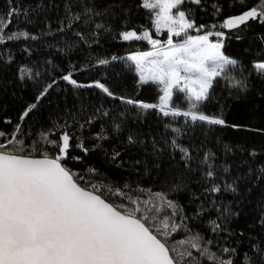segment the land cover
Wrapping results in <instances>:
<instances>
[{
	"label": "snow or ice",
	"instance_id": "1",
	"mask_svg": "<svg viewBox=\"0 0 264 264\" xmlns=\"http://www.w3.org/2000/svg\"><path fill=\"white\" fill-rule=\"evenodd\" d=\"M238 3L243 9L238 13L217 23H198L196 12L207 10L205 0H140L133 5L123 0H37L34 5L6 0L0 11V59L6 68L15 63L18 78L25 87L31 80L35 91L33 102L22 108L15 122L4 117L11 130L0 129V264H264V236L254 237L250 231L259 227L264 232V211L255 223L234 224L242 215L238 205L253 190L261 192L264 208V160H257L264 148L230 144L217 133L222 126L264 135V126L229 121L230 105L222 104L224 97L216 91L222 85L233 101L255 95L264 102V59L252 60L249 69L225 51L230 38L244 39L238 34L241 26L264 24V0ZM133 7L150 12L151 27L138 31L128 26L121 13L130 14ZM211 7L212 15L219 16L224 5L213 0ZM53 11L55 26L48 15ZM41 14L43 19H38ZM116 17L123 24L114 27ZM218 28L237 34L230 37ZM106 35L151 45L123 57L97 56L95 65L124 61L138 74V85L158 86V102L121 94L101 79L75 78L74 73L94 65L83 61L77 66L73 54L84 45L100 44ZM49 36L56 37L54 43L46 39ZM259 39L264 42V34ZM9 42L19 43L29 61L16 60ZM37 42L62 54L68 65L62 76L46 78L47 69L38 59L31 60ZM48 64L59 67L52 59L45 61ZM60 80L78 90L99 89L125 107L112 113L101 108L88 112L82 106L63 123L42 128L40 139L29 142L25 121L38 113L40 102ZM148 110H156L163 130L129 124ZM258 111L264 113L261 104L252 115ZM104 117L109 118L111 133L102 125L93 133L95 142L86 145L85 127ZM113 133H125L123 151L141 146L145 156L134 163L145 174L155 172L163 187L85 181L71 163L82 156L73 151L103 148L101 142ZM108 155L115 161L121 151L114 147ZM193 182L200 191L191 187ZM183 192L190 194L189 203L199 201L191 214L176 198ZM226 194L232 199H225ZM193 220L208 227H191ZM245 240L249 247L241 259L238 249Z\"/></svg>",
	"mask_w": 264,
	"mask_h": 264
},
{
	"label": "trees",
	"instance_id": "2",
	"mask_svg": "<svg viewBox=\"0 0 264 264\" xmlns=\"http://www.w3.org/2000/svg\"><path fill=\"white\" fill-rule=\"evenodd\" d=\"M6 0H0V11L5 9ZM37 0H19V3L27 5L29 3L35 4ZM59 2V0H57ZM140 0H123L125 5L138 4ZM224 5L223 11L219 16L212 15L213 9L211 4L213 0H205L207 10H197L196 18L198 23H217L228 14H236L243 10L236 0H219ZM256 0H247V4L251 5ZM232 5V6H230ZM43 15L38 19H43ZM49 17L53 20V26H55V20L57 13L50 12ZM127 16L128 26L135 27L137 30H141V26L151 27L150 12L144 8H132L130 14L121 13V16ZM15 23V18H13ZM123 24L121 17L114 19V27ZM43 27V25H40ZM9 27H12L10 25ZM31 27V26H30ZM31 30H35L31 27ZM217 30H224L229 33L230 37H234L235 30H229L226 28H218ZM154 35H158L155 32ZM239 35L243 36V40H236L230 38L225 47V51L228 55L238 58L248 68H251V61L255 59H264V42H261L259 36L264 34V24L258 22H251L248 27L241 26ZM163 38V37H159ZM49 42L54 43L56 37L49 36L46 38ZM12 54L18 61L28 62L29 57L26 53L20 50L19 43L9 42ZM151 45L147 41H123L120 39H113L111 35H106L100 44L84 45L83 50L74 53L73 59L77 62V66L83 61H90L94 67L88 70H81L74 73L76 79L87 82L91 79H101L107 83L117 92L140 99H144L150 102H158V96L160 90L153 82H149L148 85H138V75L134 71L129 70L127 64L124 61H113L109 65H95V58L97 56L101 58H107L113 54L118 56H126L128 51L147 50ZM37 51H34L31 56V60H39V64L42 68H46L44 73L46 78H57L64 74V71L68 70L67 61L64 59L55 48H49L46 43L37 42ZM3 49L0 48V51ZM6 54V53H5ZM47 59H52L59 67H53V65H45ZM63 69V71H62ZM17 73V65L15 63L4 67V61L0 59V129L10 131L12 125L4 122L5 116H11L13 121L17 120V117L28 103L33 102L34 87L31 80L27 81L28 87L24 86V81H21ZM255 79V77H253ZM218 94L222 97L221 103L230 105L228 108L226 118L231 122H251L254 127L264 126V113L257 112L255 116L252 115V110L256 104H261V108L264 109V102H261L255 95L248 97L247 99L233 101L231 97H227V90L222 85H218L216 88ZM178 97H182V94H178ZM226 98V99H225ZM176 99V98H174ZM177 102H179L177 100ZM90 112L94 108L108 109L112 113H116L119 110H123L125 105L118 99L108 97L101 90L96 88H81L76 89L67 81H58V86H54L50 90V95L40 102V108L38 113L32 116L31 119H26L25 124L29 132V142L33 140H39V133L42 128L51 127L54 122L59 121L63 123L66 116H71L77 113L81 107ZM130 111H135L132 106H127ZM31 115V114H30ZM86 118V117H85ZM129 124L136 128L137 126L148 128L149 125L153 129L163 130V122L156 114V110H148L147 114H143L140 120H136L134 117L129 121ZM104 126L111 133V126L109 124V118L104 117L102 119L95 120L92 125L86 126L83 132L86 145L94 143L93 133L99 132L101 126ZM217 133L222 139L230 144H239L241 146H250L256 148H264V135L257 132L246 131L242 129L225 128L217 126ZM125 139V133L119 135L112 134L109 139L102 141L103 148H96L90 150L88 153H84L81 149L76 148L73 151V155L82 156L81 160H73L72 166L85 178V181L96 182L97 180L103 181L105 184L112 182L116 185L123 184L125 182L132 184L135 188L137 182H139L144 188L151 187L153 190H157L164 185L157 178V174H145L144 168L141 165L135 164V160H141L144 158L145 153L141 146L136 148H128L127 151H123V145L121 141ZM75 143V137L74 141ZM187 143V141H185ZM116 148L121 151V157L115 161L112 160L108 153L112 148ZM257 160H264V154L257 157ZM97 169L98 171L93 173L91 169ZM139 168V172L137 171ZM165 174L161 173L160 176ZM167 179H171L168 176ZM191 187L196 191H200L199 186L196 183H192ZM179 201L185 205V211L191 214L196 211V205L199 201L189 203L190 194L188 192L181 193L178 197ZM225 199H232L231 194H226ZM236 206V205H234ZM238 208L242 211L241 217L234 222L235 223H255L264 208L261 207V192L256 189L251 193L246 194V198L238 205ZM216 215L213 209L210 216ZM194 228H199L204 231L208 226L201 225L199 222L193 220L190 225ZM253 236H264V232L259 227L250 229ZM210 234V233H209ZM176 239L182 238L180 235L175 236ZM251 242H255L253 239ZM249 247V241L245 240L238 251L242 254L247 251Z\"/></svg>",
	"mask_w": 264,
	"mask_h": 264
},
{
	"label": "rangeland",
	"instance_id": "3",
	"mask_svg": "<svg viewBox=\"0 0 264 264\" xmlns=\"http://www.w3.org/2000/svg\"><path fill=\"white\" fill-rule=\"evenodd\" d=\"M138 75V74H137ZM160 95H162V92L160 91Z\"/></svg>",
	"mask_w": 264,
	"mask_h": 264
}]
</instances>
